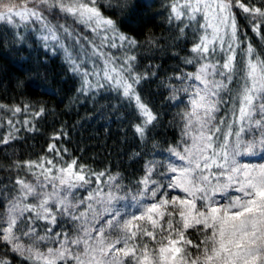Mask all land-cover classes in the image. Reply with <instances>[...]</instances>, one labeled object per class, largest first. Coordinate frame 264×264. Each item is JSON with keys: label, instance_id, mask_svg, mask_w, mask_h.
<instances>
[{"label": "snow or ice", "instance_id": "snow-or-ice-1", "mask_svg": "<svg viewBox=\"0 0 264 264\" xmlns=\"http://www.w3.org/2000/svg\"><path fill=\"white\" fill-rule=\"evenodd\" d=\"M97 2L20 0L16 4L13 0L8 3L0 0V21L14 26L38 23L44 33L41 39L45 47H49V41L59 43L57 29L49 24L45 15L53 9L72 16L94 32L102 31L104 35L100 45L94 46L93 55L102 58L103 68L93 75L102 73L106 84L122 89L124 97L135 101L144 117V126L137 125L136 132L143 135L145 127L156 116L141 102L133 87L140 77H131L129 82L124 73L131 71V65L127 69L123 64L116 66L117 58L101 50L105 44L111 48L134 47L137 41L122 33L113 19L104 16ZM234 6L249 14L253 21L260 19V23L253 26V30L259 32L264 24V10L248 7L241 0H172L169 19L180 20L187 16L195 21L201 14L204 23L199 27L211 28L213 39L224 26L230 29L231 39L235 41ZM17 19L19 25H16ZM60 28L68 31L63 25ZM219 38L223 40L222 36ZM209 43L206 32L192 51L203 59L209 52ZM229 51H234L232 43H229ZM247 51L250 58L239 89L231 98L234 120L226 121L223 116L219 119L216 116L220 104L224 103L221 93L228 90L233 79L234 55L227 56L222 64L225 71L204 63L196 73L188 76L203 87H195L191 110L183 116L186 121L184 135L191 142L185 141L183 152L172 150L184 163L167 166L166 173L161 174L171 173L166 184L152 180L154 169L148 167L146 175L138 182L136 194L131 197L132 206L139 214L116 207L125 197L116 195L123 186L114 176L102 181L104 172L86 173L83 165L77 168L76 161L57 169L56 175L52 174V167L45 169L42 164L25 162L23 166L30 171L33 168L41 171L33 173L35 182L17 179L15 194L5 197L4 211L0 213V241L29 264H264V162L239 159L243 155H254L257 148L264 150V58L253 57L251 45ZM133 60L135 57H128L125 63ZM186 62L193 63L192 60ZM71 71L81 72L83 86L93 87L87 79L90 74L82 70V65L73 63ZM216 75L223 79H209ZM34 82L37 87L42 85L39 78ZM95 87L104 85L97 83ZM21 111L19 106L13 109L14 113ZM44 111L41 107L34 115L41 116ZM233 124L239 127L233 130ZM220 125L227 127L222 137L217 136L221 132ZM245 135L252 138L245 140ZM232 136L235 139L229 140ZM13 138L10 133L0 142L8 143ZM49 150L55 151V145H49ZM47 163L51 165L52 161ZM93 178L97 187L89 190L87 186L92 184ZM79 189L87 191V196L77 197ZM162 189H179L184 197L174 195L169 199V193ZM30 199L33 202L29 203ZM58 217H67L74 231H54ZM38 221L51 225L44 228V235L37 231ZM190 230L202 237L199 242L188 237ZM0 264H7V260L0 258Z\"/></svg>", "mask_w": 264, "mask_h": 264}, {"label": "trees", "instance_id": "trees-1", "mask_svg": "<svg viewBox=\"0 0 264 264\" xmlns=\"http://www.w3.org/2000/svg\"><path fill=\"white\" fill-rule=\"evenodd\" d=\"M2 2L8 3L9 0ZM13 2L19 4L20 0ZM241 2L248 7L264 10V0ZM171 3L172 0L97 2L102 13L113 19L122 33L137 41L134 47L120 49L123 54L135 57L134 63L129 62L140 77L136 89L156 116L145 127L143 135L136 132L137 125L144 126V118L136 108L123 100L120 92H114L108 84L93 89L83 86L84 77L81 72L71 71L74 62L60 49V45L48 42L49 47H45L44 41L35 34L20 36L21 31L0 23V141L7 139L10 133L14 137L8 143L0 142V213L4 211L5 197H11L16 192L15 181L24 179L35 182L33 173L39 174L41 171L40 168L30 171L23 166L25 162L42 164L45 169L52 167V174L56 175L57 169L76 161L77 168L83 165L86 173L104 172L102 181L114 176L123 186L116 195L125 197L116 203L117 208L136 214L139 212L132 206L134 201L131 197L136 194L138 182L144 178L148 167L154 169L152 180L168 182L167 176L171 173L161 174L166 173L169 164L180 165L172 163L165 153L184 146L185 141L190 140L184 135L186 121L183 116L191 109L185 99H176L171 95L167 84L180 68H191L201 61L192 51L199 42L197 31L190 25L184 26L181 20L169 19ZM232 10L237 21L238 47L231 73L233 79L228 84V90L221 93L224 103L220 104V111L216 114L218 119L223 116L226 121L234 120L231 98L239 89L250 58L248 46L251 45L254 50L253 57L264 58V24H261L259 32L254 31V24L260 23L259 18L253 21L249 14L235 6ZM64 16L68 15L58 9L47 12V18L50 17L55 23H59ZM226 58L225 54H210L206 60L213 61L217 69L225 71L221 66ZM188 60L193 63H187ZM131 77L135 76L129 74V80ZM37 78L42 81L40 87L34 82ZM225 83L228 81L225 80ZM17 106L22 111L14 113L13 109ZM41 107L44 113L35 116L34 113ZM238 127V124H233V130ZM220 128L217 136L222 137L227 127L220 125ZM249 137L245 135L244 139ZM234 139V136L229 137V140ZM49 145H55L56 150L50 151ZM48 161H52V164H48ZM18 164L21 167H17ZM87 187L89 190L97 187L94 178ZM48 190L51 191V188ZM105 191H108L107 186ZM161 191H167L169 199L174 195L184 197L179 189ZM87 194L84 189L76 192L81 199ZM28 202L33 201L30 199ZM80 210L83 211V208ZM58 219L54 231H74L67 217ZM36 226L40 235H44L45 227H51L45 221H38ZM187 235L194 242L202 238L191 230ZM24 242H28L27 238H24ZM44 244L54 246L48 242ZM0 258L6 259L7 264H29L2 241Z\"/></svg>", "mask_w": 264, "mask_h": 264}, {"label": "rangeland", "instance_id": "rangeland-1", "mask_svg": "<svg viewBox=\"0 0 264 264\" xmlns=\"http://www.w3.org/2000/svg\"><path fill=\"white\" fill-rule=\"evenodd\" d=\"M181 2H182V0H181ZM29 6H31V5H29ZM49 14H51V13H49ZM45 15L47 16V11L45 12ZM47 20L51 26L56 27L58 35H59V43H57L55 41H49V42L57 43L58 45H64V47L67 48V51H65L64 47H61V46H60V49L65 53V55L71 57L72 62L82 65V70H86L89 72V74H91V77L89 76V77H87V79L91 81L93 87H90V88L86 87V88H88V89L99 88V87H95V85H97V83L106 84L105 81L102 79V73H101V75H93L94 72H100L101 69L103 68V60L101 57L93 55V48L96 45H100L101 37L104 35V33L102 31L99 33L94 32L92 30V28L78 23L72 16H69V15L62 17V19H60L58 21L59 23H55L50 17H48ZM180 20L183 22L184 26L190 25V26H192V29L197 31V35L199 37V39H198L199 42H197L196 44L200 43V38L202 36H204L206 34V32L208 34V40L210 41L209 52L204 55V58L201 59L200 63H198L196 65L193 64L192 65L193 67H191V68H189V67L180 68L177 71L175 77L173 76L168 81V84H167L169 86L168 88L170 90L171 95L176 99H178V98L185 99L189 103L190 109H191L190 101L194 95V89L196 86L203 87V85L200 84L199 81H196L194 78L188 79V76L190 74L196 73L199 70L200 66L204 63L214 65L213 61L206 60V57L210 54L212 56H218L221 54H225L226 57L229 55H234L235 50L238 47V40H237L238 37H237V32H236L237 39L235 41H233L231 39V36H230V29L222 26L221 33L219 34V36L216 39H213V36L211 35V33H212L211 28H208L207 30H205L204 28L199 27V24L204 23L201 14L197 15V19L195 21H190L187 16L182 17ZM0 23H5V22L0 21ZM66 23H68L69 25L68 26L65 25ZM236 24H237V21H236ZM16 25H19L18 19L16 20ZM61 25H63L65 28H67L68 31L65 32L62 28H60ZM10 26H13V28L16 31H18V30L21 31L20 36H25L27 34L33 33L36 36L41 38V36L44 34L40 30V25L38 23L31 24L29 26H14V25H10ZM70 26H72V28H70ZM73 29H74V31H73ZM226 33H229V34H226ZM220 36L223 37V40H221L219 38ZM229 43H232V48L234 51H229ZM117 44H119V41H117ZM120 48L121 47L111 48L105 44L101 47V50L105 54H111L112 56L117 58L115 61L116 66H120L123 64L125 69H127L128 65L129 64L131 65V71L129 72L126 70L124 73L126 78H129V74H133L136 77L137 75L134 72V70L132 69V64L130 62L125 63L127 61L128 57H132L131 54H129V55L123 54L121 52ZM129 53H131V51ZM196 58H200L199 54H197V53H196ZM221 58L223 59L224 57L221 56ZM133 63H134V61H133ZM209 71L211 72L212 70L209 69ZM209 79H215L216 81H219V80L223 79V77H221L220 75H216L214 77L209 76ZM139 81H140V79H139ZM129 82H131V80H129ZM137 84L138 83L133 84V87H134L136 93L139 95V93L136 89ZM112 88H113L114 92H116V93L120 92V96L123 97V100L127 101V103L129 105L136 108L138 114H140V112L138 111V109L135 105L134 100H129L128 98L124 97L122 94V89L117 90L115 87H112ZM185 88L188 89L187 92L184 91ZM140 99H141V97H140ZM141 102L145 104V102L142 99H141ZM251 138L252 137H249L246 140L251 139ZM190 142L191 141L189 140L188 143H190ZM184 146L176 148L175 150L179 151V152H183ZM165 156L168 157V159L174 164L181 165L184 163L183 161L179 160L178 157L173 155L172 150L167 151L165 153ZM239 159L242 162L262 163V162H264V150L257 148L256 153L254 155H243V156L239 157Z\"/></svg>", "mask_w": 264, "mask_h": 264}]
</instances>
